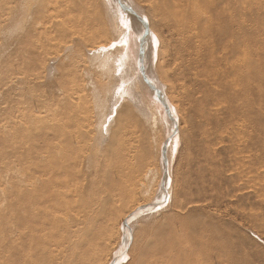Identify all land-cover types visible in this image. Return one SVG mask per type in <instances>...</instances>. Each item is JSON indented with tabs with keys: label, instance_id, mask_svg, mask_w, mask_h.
I'll list each match as a JSON object with an SVG mask.
<instances>
[{
	"label": "rangeland",
	"instance_id": "obj_1",
	"mask_svg": "<svg viewBox=\"0 0 264 264\" xmlns=\"http://www.w3.org/2000/svg\"><path fill=\"white\" fill-rule=\"evenodd\" d=\"M78 1L0 0V264H32V144H58L68 140L67 134L81 131L87 132L84 156L91 159L92 166L84 167V172L91 175L90 179L97 174L105 181L113 170L114 154L137 156L131 168L138 180L135 198L108 208L103 225L112 227L114 245L105 254L98 250L100 259L93 264H135L134 257L141 249L145 250L146 254H141L142 259L147 258L146 263L140 257L137 264H186L196 257L191 254L196 240L206 246L200 250L198 242L197 249L207 250L202 257L209 259V264H264V0H212V8H217L209 14L213 23L204 24L210 32L203 39L177 29L176 21L165 15L164 0H127L125 7L128 5L136 12L146 24L147 33L156 39V32L162 41L161 69L165 63L168 66L160 69V74L167 86L152 83L151 73L157 77L156 52L150 70H145V63L139 65L138 75H145L148 81L149 100L144 104H126L120 128L111 123L120 107L114 106L112 82L105 75L98 77L101 72L89 52L95 41L104 40L105 36H96L84 48L76 49L74 45V52L65 54V47L71 43L62 35V30L69 26L65 16ZM85 1L94 15L105 9L102 0ZM112 1L118 19L128 21L119 1ZM55 4L61 6L58 12L53 8ZM152 4L160 8L161 16H156L158 12L152 10ZM69 15L76 20L82 11L75 9ZM124 29L128 30V25ZM236 33L241 43L254 45L246 55L251 66L243 68L247 78H242L247 80L242 82L243 94H237L238 100L236 95L231 98L234 90L226 89L225 84H213L208 64L214 56L224 54L225 46H232ZM135 35L132 32V42ZM138 43L139 61L142 42ZM165 73H169V79ZM217 95L222 101L230 102L231 98L234 104L246 100V107L250 102L256 105L257 130L251 129V123L243 127L245 133L240 135L241 131L235 129V105L230 108L232 111L223 104L216 108L214 105L222 102H218ZM214 96L218 98L215 102ZM79 97L83 98L84 113L74 108L73 102ZM154 104L159 109L156 124ZM113 106L115 112L108 117ZM245 106L244 111L252 112L250 105L248 109ZM78 118L82 122L76 127L74 121ZM105 119L108 122L102 129ZM66 123L70 129H65ZM84 123L87 129L82 127ZM110 123L113 130L106 132ZM118 132L119 140L127 144L121 154L114 152L118 137L113 134ZM50 137L56 140L50 142ZM173 141L177 144L174 154L169 146ZM165 172L170 175L169 187L160 204L154 196ZM97 187L98 192L90 188L87 195L100 191L105 195V189L101 190L104 185ZM148 204L158 209L136 219L132 218L134 215L129 218L138 205ZM133 243L136 244L130 256ZM158 253L168 260H158Z\"/></svg>",
	"mask_w": 264,
	"mask_h": 264
},
{
	"label": "bare ground",
	"instance_id": "obj_2",
	"mask_svg": "<svg viewBox=\"0 0 264 264\" xmlns=\"http://www.w3.org/2000/svg\"><path fill=\"white\" fill-rule=\"evenodd\" d=\"M118 1L122 5L121 8H122L123 13L124 14L127 13L128 15L127 16L128 21L123 22V24L128 25V30L127 29L125 30L122 27L121 21L123 20L122 19L119 20L118 17L116 16L118 11L113 5L114 3L112 0H102L103 5L105 4L104 6L105 9L103 8L104 11L100 13L99 15L96 13L94 15L93 13L90 12L91 6L89 5L88 1L79 0L76 6L72 7L74 8L72 10H75V9L80 10L82 11V15H80V17L75 20L71 18V16L69 15L72 12V10H68L65 17H67L66 20L68 21L69 26L68 27L66 26V28L62 30V35L64 34V36L70 39V42H71L70 45L65 47L66 48L65 54L67 56H69L70 54H72V52H74L75 50L74 45H76V49L77 47L84 48L88 46V42L93 41V39L96 36H100V37L105 36L104 38L106 39L95 41L96 44L93 45V49L89 52L93 53L94 60L98 64V69L101 72V75L99 74L98 77L105 75L112 82V87H113L112 95H113V98L115 99L114 106L115 107L120 106V107L118 110H116V117L111 123L118 124V128H120L123 122L122 113H123L124 108L126 107L125 106L126 104L130 105V104H136L140 102L144 104L145 102H148L149 100L148 99L149 97L148 88L149 87L147 85L148 81L146 80V77H144L145 75L142 74L143 77L138 75V73L140 72L139 65L140 63L141 64L145 63L146 65L145 70L146 69L150 70V67L152 65V60H151L152 55L155 56V60H156V52H158L157 54L158 61H157V64L155 65V71L157 73V77H155V75L151 73L152 77L151 76L150 77L153 80V82L152 81L151 82L156 83L158 86L159 85L167 86V85L164 84L163 75L160 74L161 73L160 69L162 67V63H161L162 62V56H161L162 55V41L160 37L158 36L156 32H155L156 39L154 37H151L147 33V27L145 26L146 24H144L143 21L139 19L138 16H136V12L130 9L128 5L127 7H125L127 0H118ZM132 1H135V0H132ZM164 1H165V8L167 10L165 15L167 17H171V19L176 21V23L175 22L174 23L176 24L177 29L187 31V32H192L193 34L197 35V37L199 38L201 37V39H203L202 37H204L205 35L208 36L210 30H208L209 29L208 26L205 25L206 27H204V24H207V21H209L210 24L213 23L212 17L209 14L213 13L214 10L217 8L216 6L217 4H215L216 6L215 9L212 8L213 7L212 0H164ZM152 5H153L151 6L152 10H154V12L155 11L158 12V13H155L156 16H161L160 8H158V6L154 4ZM60 7L58 8L57 4H55L53 8L55 11L58 12ZM111 14L114 15V17L112 16V18L110 19ZM214 18H216L215 15L213 16V19ZM217 18L220 19V17H217ZM220 20L222 21V19ZM150 26L152 27V25ZM132 32L136 34L134 37V42H132L133 40ZM220 33L225 35L224 31L223 32L221 31ZM237 34L238 33H236V35L234 34L235 35L234 37H236V40L232 42V46L230 48L229 47L227 48L225 46L226 51L225 52L223 51L224 54L222 56L217 55L213 57L212 62L210 60L211 63L210 62L208 63L210 64V68H209L210 70L208 69L209 65L207 64L208 65L207 66L206 65L207 62H205V65L207 66V69L209 70L210 77L212 78L211 80L213 84H215L214 81H216V85H218L220 82L222 86L225 84L224 86L226 89L229 88L231 90L236 91V93L232 91L234 95L232 94L231 98L235 95L237 97V94L239 95L238 97H240V95L243 94L242 93V87H243L242 82L245 80V79L243 80L242 78L245 76L243 74V68L249 67L248 65L251 66L249 57H247L246 55L250 54V52L253 50V47H254V45H252L251 43L250 44L241 43L240 42L241 40H239V37ZM220 36L218 35V37ZM213 38H216V37H213ZM137 40L142 42V45H141L142 51H141L139 61L137 59V54L139 50V43ZM154 40H155L156 51L154 50L153 52ZM221 40L222 39L218 41H221ZM227 40H228V37H227ZM203 43H201L200 45L202 46ZM158 44H159V48H158ZM113 45H115V47H113ZM145 53L146 55L144 57ZM213 54H216V51ZM144 58H145V61H144ZM195 65H197V63ZM167 66H168L167 63H165L162 69H164ZM253 66H255L254 62H253ZM199 73L201 72L199 71ZM165 76L166 78H168L169 73H165ZM232 76L233 78H230ZM245 78L247 77L245 76ZM171 80H172V76H171ZM203 84L204 83H202V86ZM214 88L216 89L217 87H215L214 85ZM214 88L212 89L214 90ZM225 90H223V92ZM216 92H214V94ZM253 92L255 93L256 91H253ZM220 93H218V95ZM247 93L245 95H248ZM223 94L226 95L225 92ZM166 95L168 97L167 91H166ZM215 97L216 96H214L213 98L214 102L218 100V98L216 97L217 98L216 100ZM238 97H237V100H238ZM159 98L161 100V96ZM231 98L229 99L231 100L230 101L231 103H230L228 102L227 99H226L227 101H222V97H219L218 102L219 101H222V102H219V104L218 102H216L218 105H214V106L216 107V106L223 104L230 111L231 110L230 108L231 107L234 108V105H235V111H236V119L234 118L236 121L235 129L238 131L239 130L241 131L240 135L242 134L244 135L245 133V130L243 129V127H246L248 124L251 125V123H253V127H251V129L254 130L255 128V131H256L257 128L255 127L256 125L255 122L257 121L258 112H255L257 111L255 110V108L257 106L253 105V103L251 104L250 102L249 105H250V108L252 109L251 110L252 112H250V110L244 111L243 106L246 105L245 103L246 100H244V102L237 101L236 104H234ZM252 98H255V97H252ZM121 101L123 102L122 105H120ZM253 102H254V99H253ZM83 103L84 102H83L82 97L81 98L79 97L75 101V103L73 102L75 106L74 108H76V111L78 112L82 111V113H84ZM213 104L214 103H212V105ZM249 105H247V107ZM114 106L110 114L108 115V117L112 113L115 112ZM154 107H155L156 113L153 114V123L156 124L158 120V116H159V111H158L159 109L157 106H155V104H154ZM234 112H231V114ZM81 122L79 121V118H78L74 121V125L76 127H79L81 125ZM107 122H108V119H105L102 124V129H104L103 126ZM111 123L109 127L107 128L106 132L113 130ZM82 127H84V129L88 128V126L85 125V123L83 124ZM65 129H70L69 123H66ZM86 133H87L86 131L85 133L81 131L80 133L78 132L72 136H69L67 134L66 136L68 140H60L58 144H52V143L49 145L46 144L45 147H42V146L40 147V146H36L32 144V160H33V163H32V239L34 240V243L32 244V264H93V263H97V260L100 259V257H98L97 251L100 250L102 254H105L111 249L112 245H114L113 243L114 236H112L113 234L112 227L108 226L107 228H104V225H103L105 216L108 212V208H110L111 206L114 207L117 203H120L122 201H133V199L135 198L134 192L136 190L138 180L137 178H135V175L131 172V168H132V160L133 159L135 160L136 159L135 157L137 156L132 155L131 158H129L130 156L127 153L126 155L122 154L123 156L114 154L115 156L113 159L110 157L111 166L113 167V170L112 172H110V175L108 174L105 181L103 182L102 180H100L97 174L95 175V178L90 179L91 175L84 172V167L89 169L92 166L90 163L91 159L90 158L87 159L84 156L87 151L86 150L87 146L85 144V139L87 135ZM119 134H120L119 132L114 133L113 137L117 138L118 136H120ZM53 139L56 140V137H50V142L51 140L53 141ZM117 140L118 141H116L114 144L115 149L117 151L114 150V152L117 153L120 151V154H121L122 151L127 149V144H125L124 140H119V137ZM174 142L176 141L171 142L169 145L170 149L174 151L172 154H174L177 149V144H175ZM255 148H257V146ZM258 149H260V147H258ZM168 161H169V158H168ZM163 162L166 164V158L163 159ZM149 173L151 174V171H149ZM149 173L146 175V179ZM169 180H170V175L168 177L167 173L165 172V176L162 180V184L159 187V189L156 191V195L154 196V199L156 200L157 198H159L157 202L160 201V204L163 199H166V193L169 187ZM100 181H102V183ZM100 184L104 185V188L102 187L101 190L105 189L103 191L104 192L103 194L105 195H101V191H100V194H97V195L96 194L87 195L90 188H93L96 192H98L99 188L97 186ZM153 206L154 205L152 204H148L145 206L138 205L137 206L138 208L130 214L129 218L132 215H134L132 216V218L136 219L140 217L142 214H146V213L150 214V212H154L155 209H158ZM136 211L138 212L136 213ZM199 241L197 240L194 241L195 243L194 248L191 251V254L192 255L196 254V257H194V259H190V261L187 262L186 264H207L210 261L209 259L207 260V258L204 260V258L202 257V256H205L204 252H207V250L203 252L200 251L201 249L202 250L206 249V246L204 244L205 247H203L202 245L203 242L201 243ZM124 242H125V245L124 244L123 245L126 246L128 241L125 240ZM198 242H199L200 250L197 249ZM135 244L136 243L132 244V248L129 251L130 256H131V252L135 248ZM200 244L202 245V248ZM207 249L209 250V248ZM141 253L144 254L145 250L141 249V252H139L138 256L134 257V260L136 261V263L134 262L135 264H137V259H139L140 257L142 259L144 257L143 254ZM158 254H159L158 260L161 259L163 256L166 257L165 255H163L160 258L161 254L160 253ZM197 255L201 256V258L199 257L197 258ZM209 256L208 258H210ZM164 257L162 259L164 261L166 259L167 261L168 259L167 258L164 259ZM214 258L213 260L215 261L216 258L215 259ZM211 259H212V255H211ZM142 260H140V263ZM145 260L143 262H145ZM206 260H207V263H206ZM220 261H221V258H220ZM149 262L152 263L151 261ZM160 262L161 261H159L158 263ZM217 263H220V262L218 261Z\"/></svg>",
	"mask_w": 264,
	"mask_h": 264
},
{
	"label": "snow or ice",
	"instance_id": "obj_3",
	"mask_svg": "<svg viewBox=\"0 0 264 264\" xmlns=\"http://www.w3.org/2000/svg\"><path fill=\"white\" fill-rule=\"evenodd\" d=\"M121 23L123 24V21H121ZM124 28H127V24H123ZM113 47H115V45H113ZM119 91V90H118Z\"/></svg>",
	"mask_w": 264,
	"mask_h": 264
}]
</instances>
